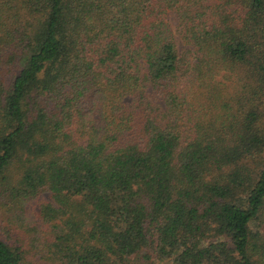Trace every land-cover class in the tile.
Returning a JSON list of instances; mask_svg holds the SVG:
<instances>
[{
	"label": "trees",
	"instance_id": "trees-1",
	"mask_svg": "<svg viewBox=\"0 0 264 264\" xmlns=\"http://www.w3.org/2000/svg\"><path fill=\"white\" fill-rule=\"evenodd\" d=\"M45 191L0 264H264V0H0V206Z\"/></svg>",
	"mask_w": 264,
	"mask_h": 264
},
{
	"label": "rangeland",
	"instance_id": "rangeland-1",
	"mask_svg": "<svg viewBox=\"0 0 264 264\" xmlns=\"http://www.w3.org/2000/svg\"><path fill=\"white\" fill-rule=\"evenodd\" d=\"M168 21L173 24L175 22V16L171 11L167 12ZM1 197V196H0ZM49 199V192L45 191L37 196L36 199L29 200L24 203L23 207V222H17L9 213L3 212L4 207L0 206V227L3 228V231L0 232L2 237L18 246L29 251V257L38 258V253H36L37 247H33L38 244V238L42 236L40 226L42 221L40 220L38 209L39 202L38 200ZM5 199L0 198V203H4ZM2 210V211H1ZM143 253L137 254V261L140 264H148L147 259L142 255ZM157 264H164V262H158Z\"/></svg>",
	"mask_w": 264,
	"mask_h": 264
}]
</instances>
